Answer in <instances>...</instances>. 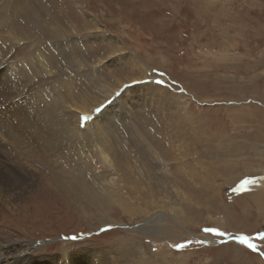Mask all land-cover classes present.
Returning <instances> with one entry per match:
<instances>
[{"label":"rangeland","instance_id":"374dc122","mask_svg":"<svg viewBox=\"0 0 264 264\" xmlns=\"http://www.w3.org/2000/svg\"><path fill=\"white\" fill-rule=\"evenodd\" d=\"M18 3L0 0V26L36 89L65 111L57 123L93 119L13 209L0 203V241L16 262L33 242L30 264L78 250L122 264L117 247L129 264H264V0H45L40 29ZM111 160L127 205L83 214L114 176ZM244 178L255 183L234 192ZM205 227L249 235L259 251Z\"/></svg>","mask_w":264,"mask_h":264},{"label":"bare ground","instance_id":"6f19581e","mask_svg":"<svg viewBox=\"0 0 264 264\" xmlns=\"http://www.w3.org/2000/svg\"><path fill=\"white\" fill-rule=\"evenodd\" d=\"M13 1L16 3L19 2L18 5H20L21 11L30 13L29 16L36 29L43 27L38 10L46 5L43 3L45 0L30 1L25 3V5L22 4V2L20 3V0ZM36 4L38 6L37 8L34 7ZM31 7H34L35 10L32 9V11ZM15 11L17 14L19 9L16 8ZM12 14L8 15L9 19L13 16ZM24 28H28V26ZM3 29L4 28L0 26V203L4 204V206L10 210L15 207L19 199L23 198L27 192L30 193L32 187L36 186L39 179L38 173H40L45 166L55 167L52 165L55 164L57 158L62 157V153L65 150L69 152L73 150L77 144L83 143V132L81 130V125L75 122L76 120L71 121V124L57 123L60 117L63 116V119L66 117L64 115L65 111L59 110L60 108L57 101L43 98L42 92L36 89L29 77L30 75H28L29 71L16 59V49L12 47L13 34L10 32L11 30L5 33L6 30L3 31ZM71 31L68 30V32ZM37 45H34L33 48L37 51H41L40 43L38 48ZM67 106H69V113L72 118H76L77 114L75 113H78V111L69 104ZM101 152L106 154L108 151L107 149L104 150L101 146ZM180 155H176L177 159L182 158ZM176 156H174V158ZM29 160L31 161V165L29 166H39L40 169L28 170L26 163ZM111 165L114 169V172L112 171L114 176L111 177L109 174L107 178V182L109 183L106 182L101 184L100 190L93 198L92 207L88 204H85L83 207L79 206L82 213L84 212L87 214L89 213V211H87L88 209H94L97 215L107 216L109 214L110 203L120 201L124 205H127V199H124L127 190L125 191L122 186V176L125 174L118 165L117 160L113 162L111 160ZM160 212L153 214L152 220H159L160 217L165 216L164 213ZM102 219L103 218H101V220ZM147 227L148 226H145V228ZM152 228L153 229H149L148 231L155 232L158 230L155 226H152ZM24 247L25 248L22 249L23 252H20L22 253L20 254L22 255L21 262L18 263L16 262L18 259L14 256L17 252L14 251L10 244L0 241V264H30L31 257L33 256L32 254L36 252L38 245L33 242H27L24 244ZM116 249L117 250L114 248L113 250V257L116 258L119 263L129 264L131 257L125 253L126 251H123V248L117 247ZM79 255H82L85 262L89 261L90 264L94 263L95 259L93 258L95 256L90 259L86 254V250H78V252L74 253L64 251L60 257L47 258L44 259V261L36 262V264H59L61 261V264H79L81 261ZM104 262L103 260L102 264H104ZM98 264H100V262H98Z\"/></svg>","mask_w":264,"mask_h":264},{"label":"snow or ice","instance_id":"6c2138e0","mask_svg":"<svg viewBox=\"0 0 264 264\" xmlns=\"http://www.w3.org/2000/svg\"><path fill=\"white\" fill-rule=\"evenodd\" d=\"M113 55L115 56H119L120 54L119 53H114ZM161 75H163V73H161ZM133 84H136V83H139V81L137 80H133L132 81ZM157 83H160V84H163L164 81L163 80H160V81H157ZM125 89H127L129 87L128 84H125L123 86ZM183 91V89H182ZM117 96L120 95V93H116ZM103 107V105L101 106ZM101 107H98L96 109H94L95 112H100L101 111ZM93 117L91 115H88V114H79L78 115V121L80 122L81 126H84V123L92 120ZM255 183L254 180L252 179H242L240 181V183L233 189L234 192H242L244 190L247 189V186L248 185H251ZM203 232L205 233H208V234H214L216 236H229L230 239H233L235 241H237L240 245H243V246H246L247 249L253 251V252H258L259 249L257 247V244H255L253 242V239L251 236L249 235H245V234H242V235H239V236H230V234L226 233V232H222L220 229L218 228H215V227H205L202 229ZM257 236L261 239V240H264V232H258L257 233ZM72 239H76V237H72ZM198 243H204L203 240L201 241H197ZM192 242L191 241H188L186 243H177V244H174L172 245L171 247H174L176 249H183V248H186L189 244H191ZM259 255L261 256H264V252H259Z\"/></svg>","mask_w":264,"mask_h":264}]
</instances>
